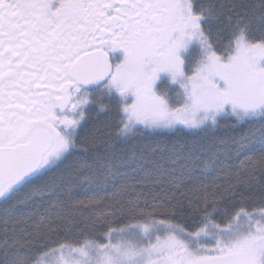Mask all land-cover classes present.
<instances>
[{
	"label": "snow or ice",
	"instance_id": "snow-or-ice-1",
	"mask_svg": "<svg viewBox=\"0 0 264 264\" xmlns=\"http://www.w3.org/2000/svg\"><path fill=\"white\" fill-rule=\"evenodd\" d=\"M0 264H264V0H0Z\"/></svg>",
	"mask_w": 264,
	"mask_h": 264
}]
</instances>
